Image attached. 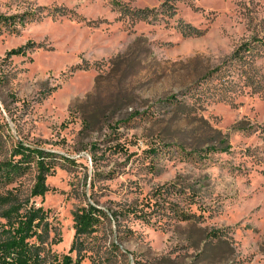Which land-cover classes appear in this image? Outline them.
Listing matches in <instances>:
<instances>
[{
  "label": "rangeland",
  "instance_id": "rangeland-1",
  "mask_svg": "<svg viewBox=\"0 0 264 264\" xmlns=\"http://www.w3.org/2000/svg\"><path fill=\"white\" fill-rule=\"evenodd\" d=\"M0 16L17 18L0 23V162L19 144L58 156L33 200L54 252L89 202L116 221L85 264H264V0H0ZM162 186L195 218L120 214Z\"/></svg>",
  "mask_w": 264,
  "mask_h": 264
},
{
  "label": "trees",
  "instance_id": "trees-1",
  "mask_svg": "<svg viewBox=\"0 0 264 264\" xmlns=\"http://www.w3.org/2000/svg\"><path fill=\"white\" fill-rule=\"evenodd\" d=\"M163 8L166 9L164 6ZM126 14L131 15L133 19L134 17L143 21L148 19V12L143 10L130 11ZM13 19L0 16V23L7 26L8 21ZM181 28L185 36L201 34L189 26L185 28L181 25ZM243 48L246 50L245 54H248L249 47H242L235 52V58L243 60L241 55ZM23 54L24 48L20 47L9 51L7 56ZM241 70L242 75L247 74L246 69ZM224 143L225 140L220 145ZM220 150L219 147H211L207 152ZM57 158L53 152L19 144L12 148L9 159L0 162V189L10 185L29 170H33L34 173V185L28 195H20L17 189L0 192V264H85L87 260L93 262L94 236L104 223L116 221V212L115 215H110L96 204L89 202L81 204L73 213L75 234L68 253L59 255L53 251L52 247L60 240L56 238L50 213L42 206H36L33 200L44 197L50 191L47 180L55 173ZM171 189V186L158 187L152 198L145 199L142 207H127L125 211H120V214L133 215L146 222L163 217L178 222H187L195 218L193 213L188 212L186 207L179 203L172 205L166 203Z\"/></svg>",
  "mask_w": 264,
  "mask_h": 264
}]
</instances>
